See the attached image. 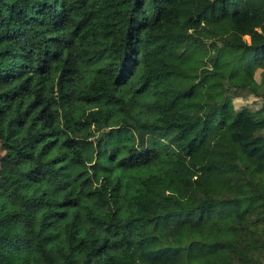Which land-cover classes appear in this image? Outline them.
<instances>
[{
	"label": "trees",
	"instance_id": "trees-1",
	"mask_svg": "<svg viewBox=\"0 0 264 264\" xmlns=\"http://www.w3.org/2000/svg\"><path fill=\"white\" fill-rule=\"evenodd\" d=\"M0 177V264H264V0H0Z\"/></svg>",
	"mask_w": 264,
	"mask_h": 264
},
{
	"label": "rangeland",
	"instance_id": "rangeland-1",
	"mask_svg": "<svg viewBox=\"0 0 264 264\" xmlns=\"http://www.w3.org/2000/svg\"><path fill=\"white\" fill-rule=\"evenodd\" d=\"M260 79V71L257 73V75L255 77H250L247 81L248 84H252V83H255L257 81H259ZM235 102L237 105H242L243 104V100L242 99H235ZM3 154V152L1 153ZM4 185V182L3 180L1 179L0 177V189L1 187Z\"/></svg>",
	"mask_w": 264,
	"mask_h": 264
}]
</instances>
